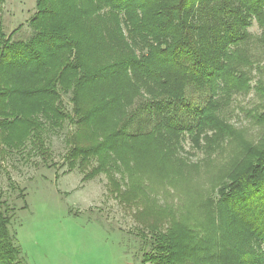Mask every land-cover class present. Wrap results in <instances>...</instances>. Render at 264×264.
<instances>
[{
	"label": "trees",
	"instance_id": "16d2710c",
	"mask_svg": "<svg viewBox=\"0 0 264 264\" xmlns=\"http://www.w3.org/2000/svg\"><path fill=\"white\" fill-rule=\"evenodd\" d=\"M4 3L0 173L13 151L27 148L56 166L46 134L66 123L73 128L63 164L84 181L152 152L178 156L187 134L198 141L211 130L210 140L234 151L219 183L201 194L192 221L141 227V264H264V109L252 141L217 115L214 99L249 89L237 66L248 58V29L255 20L264 25V0H36L24 38L23 25L5 33ZM190 85L212 95L194 104ZM14 216L0 186V264H28L11 229Z\"/></svg>",
	"mask_w": 264,
	"mask_h": 264
},
{
	"label": "rangeland",
	"instance_id": "374dc122",
	"mask_svg": "<svg viewBox=\"0 0 264 264\" xmlns=\"http://www.w3.org/2000/svg\"><path fill=\"white\" fill-rule=\"evenodd\" d=\"M35 11L36 0H5V33L10 35L23 25L18 35L28 36ZM248 31L242 48L248 58L234 66L238 64L245 73L249 89L220 91L214 99L220 101L217 115L255 141L263 129L264 25L255 20ZM211 95L208 87L190 85L186 90L194 104H204ZM64 100L70 109L69 95ZM72 128L66 123L46 134L56 166H46L39 155L28 154L27 148L13 151L6 170L0 173V186L15 208L11 229L28 264H141V227L196 218L201 194H208L219 183L216 177L234 153L227 142L218 146V139L210 140L211 130L198 141L187 134L179 143L178 156L152 152V157H139L128 166L113 163L109 172L84 181L79 169L68 172L63 164L65 136ZM185 161L193 166H184ZM164 170H168V181ZM179 171L185 176L182 180ZM19 188L25 189V199Z\"/></svg>",
	"mask_w": 264,
	"mask_h": 264
}]
</instances>
